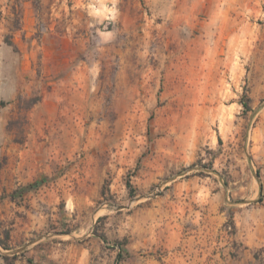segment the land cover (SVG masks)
I'll list each match as a JSON object with an SVG mask.
<instances>
[{
    "label": "rangeland",
    "instance_id": "374dc122",
    "mask_svg": "<svg viewBox=\"0 0 264 264\" xmlns=\"http://www.w3.org/2000/svg\"><path fill=\"white\" fill-rule=\"evenodd\" d=\"M1 44L0 205L24 188L8 168L48 165L41 183L101 160L107 189L61 194L31 228L0 217V264H226L232 223L199 234L178 204L204 182L227 202L259 187L264 0H0Z\"/></svg>",
    "mask_w": 264,
    "mask_h": 264
},
{
    "label": "crops",
    "instance_id": "0c3cea01",
    "mask_svg": "<svg viewBox=\"0 0 264 264\" xmlns=\"http://www.w3.org/2000/svg\"><path fill=\"white\" fill-rule=\"evenodd\" d=\"M4 47L5 44L0 45V49ZM2 62L5 66V60ZM61 84L66 83L61 82ZM50 139L56 140L57 138ZM257 147L259 150L253 154V158L262 173L261 181L259 187L250 186L251 192L240 196L239 202L236 200L227 202L226 189L220 187L219 190L212 191L215 186H212L213 183L210 181L196 188L193 186L192 193H189V190L182 191L183 196L179 199L177 214L182 222L192 220L196 225L192 231L200 234L205 227L206 231L216 232L226 221L232 223L234 231L228 234L224 232L222 237L225 240L228 239L226 264H264V142L260 141ZM218 159L220 162L219 157ZM106 166V163L97 160L94 164L84 167L80 175L77 170L71 168L60 177L41 183L37 181L38 178L52 174L53 168H49L48 165L37 172L29 171L23 174L20 168H8L2 171L1 177L4 183L11 188L18 186H24V188H20L18 197L14 199L8 197V200L0 205V217L5 218L14 214L21 217L24 214L26 220L24 228L27 226L31 228V224L36 223L37 220H46L54 215L49 208L56 203L61 194L64 197L68 195L72 199L84 200L89 195L86 189L93 185L96 194L100 195ZM94 171L98 172L95 178L92 176ZM235 184H238V181L232 182V185ZM215 185L218 186L217 183ZM188 186L190 187V184ZM236 187H241V185ZM231 190L232 187L227 186V193L230 194ZM68 209L72 210L71 207ZM152 209L158 211L160 208ZM16 219L20 220L19 217ZM201 222L204 225L197 226ZM234 243L238 244V248L233 247Z\"/></svg>",
    "mask_w": 264,
    "mask_h": 264
},
{
    "label": "trees",
    "instance_id": "16d2710c",
    "mask_svg": "<svg viewBox=\"0 0 264 264\" xmlns=\"http://www.w3.org/2000/svg\"><path fill=\"white\" fill-rule=\"evenodd\" d=\"M9 44L12 45L11 42H8ZM37 99V98H36ZM36 100L32 101V103H34ZM5 102H1V104H4ZM240 103L243 106V112H246L248 110H250V106H249V97L247 95V93L245 92V90L242 92L241 96H240ZM259 173V171H258ZM128 188H129V192L130 195L133 196V190L130 186V184L127 182ZM29 187V185H28ZM107 189V180L104 181L103 185H102V189L101 192L102 194L105 192V190ZM18 192V190H14L12 193L15 194V192ZM102 239H105L104 236H101ZM10 239V230L8 228H2V222L0 220V245L5 248L8 249L9 248V244H8V240ZM127 239L123 238L122 240H117L116 241V245L117 247L121 250V248L123 247V245L126 243ZM18 254H3L2 257L4 258L5 264H14L16 258H17ZM118 257L120 256V253H118ZM30 263H32V260H29Z\"/></svg>",
    "mask_w": 264,
    "mask_h": 264
}]
</instances>
